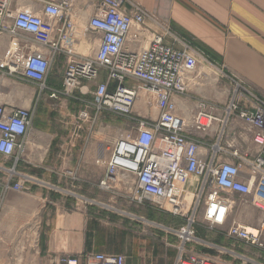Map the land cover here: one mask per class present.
Instances as JSON below:
<instances>
[{
	"label": "built area",
	"instance_id": "2783aa9c",
	"mask_svg": "<svg viewBox=\"0 0 264 264\" xmlns=\"http://www.w3.org/2000/svg\"><path fill=\"white\" fill-rule=\"evenodd\" d=\"M73 5L74 0H0V35L10 38L0 68L35 82L43 92L54 59L62 54V89L49 98L89 94L90 101L81 100L77 122L91 125L103 113L129 115L141 95L150 98L157 118H140L111 144L99 186L109 190L120 181L136 205L147 202L182 217L178 229H169L177 240V264H234L221 256L251 264L222 247L210 246L219 254L212 256L186 246L199 243L200 224L214 230L229 222L227 238L264 254V100L235 84L225 106L200 100L184 123L176 116L174 97L189 93L204 58L133 0H91L86 28L92 33L90 44L98 45L89 56L77 54L63 46L74 28ZM32 117V110L0 105V156L14 160L12 168L3 169L8 176L3 191L28 190L24 177L9 183L17 175L15 164L24 153ZM236 202L257 211L255 226L234 219ZM55 264H125V256H62Z\"/></svg>",
	"mask_w": 264,
	"mask_h": 264
},
{
	"label": "crops",
	"instance_id": "0c3cea01",
	"mask_svg": "<svg viewBox=\"0 0 264 264\" xmlns=\"http://www.w3.org/2000/svg\"><path fill=\"white\" fill-rule=\"evenodd\" d=\"M133 1L204 58L189 93L174 97L176 116L184 123H189L200 100L225 106L224 91L230 90L231 98L235 84L264 100V0ZM92 14L91 0H74V28L64 41L65 48L85 56L93 53L98 41L90 44L92 33L86 28ZM9 42L7 34L0 35V63ZM64 67L60 54L45 79L43 92L35 82L10 73L6 66L0 68V105L33 111L24 153L15 164L17 175L9 183L12 186L24 177L28 190L3 191L8 176L0 171V264H55L62 256L90 253L120 254L125 256V264H177V240L169 229H178L184 219L147 202L136 205L120 181L109 190L99 186L112 143L97 147L90 136L104 113L95 124L77 122L84 109L81 100L90 101L89 94L49 98L50 93L61 92ZM102 80L101 74L98 81ZM95 84L88 85L91 91ZM133 108L145 120L158 116L154 102L142 95ZM90 115L93 118L92 110ZM244 206L245 211L249 208L257 214L249 205ZM234 219L247 226L256 224L249 225L235 215ZM228 226L229 222L214 229L219 230V236L197 230L199 243L186 248L219 256L210 248L218 246L244 256L240 246L251 264H264V254L256 247L225 236ZM221 257L239 263L230 256Z\"/></svg>",
	"mask_w": 264,
	"mask_h": 264
},
{
	"label": "rangeland",
	"instance_id": "374dc122",
	"mask_svg": "<svg viewBox=\"0 0 264 264\" xmlns=\"http://www.w3.org/2000/svg\"><path fill=\"white\" fill-rule=\"evenodd\" d=\"M225 96L227 97V100L230 98V90H225ZM90 100V98H87ZM141 117L135 112L134 108L132 110V113L129 115H121V114H114V113H104L102 117L97 122V125L93 127V130L91 132L90 140L96 142L97 147H103L105 142L110 145V143H113L117 138H119L124 132L127 130H130L135 122L139 120ZM83 129L85 133L87 134V126ZM99 145V146H98ZM14 161V160H13ZM11 160H0V171L4 167H10L11 164H14V162ZM234 215L240 218V221H243L245 219V222L249 225H252L254 221L257 220V214L252 209H249L245 211V206L243 204H240L236 202V206L234 209ZM243 219V220H242ZM244 222V221H243ZM245 224V223H244ZM197 230H201L202 232H206L207 234H213L215 236L218 235L219 230H214L213 232L208 231L207 227L200 224L197 228ZM217 234V235H216ZM219 236V235H218ZM246 246V245H245ZM239 252L243 253L242 255H246L247 253L243 252L241 250V247L239 246ZM240 253V254H241ZM243 257H247V256ZM263 257V256H262ZM264 257L262 258V260ZM263 262V261H262Z\"/></svg>",
	"mask_w": 264,
	"mask_h": 264
}]
</instances>
